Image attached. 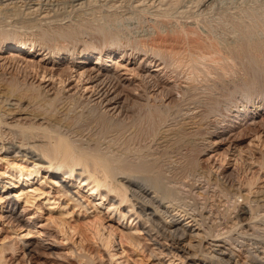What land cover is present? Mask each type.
I'll return each instance as SVG.
<instances>
[{
	"label": "bare ground",
	"instance_id": "6f19581e",
	"mask_svg": "<svg viewBox=\"0 0 264 264\" xmlns=\"http://www.w3.org/2000/svg\"><path fill=\"white\" fill-rule=\"evenodd\" d=\"M58 1L0 0V13L4 14L0 17V51L15 49L25 55L42 52V56L49 55L51 60L67 57L75 65L92 60L96 65L94 68L99 71L114 55L122 57L129 54V58L136 55L135 51L143 52L151 64L154 62L153 66L160 67L158 71L167 70L170 66H174L175 71L176 64L182 62L177 57L179 52L151 47L149 42L139 38L125 36L122 40L118 31L110 30L94 18L84 20L81 17L67 23L60 15L62 13L54 8ZM84 1L71 0L79 8ZM116 4L115 9L120 3ZM23 7H27L29 12L24 17L20 16L23 25H18L17 16ZM12 18L16 23L7 22L8 19L13 21ZM183 26L169 32L188 42L196 37L195 48L199 51H190L188 55L192 62L189 64L194 66L191 71L198 77L203 73L204 79L216 73L214 77L220 78L219 86L209 85L204 90V99H200L196 96L202 92L191 74L193 79L191 77L188 83L179 86L182 96L189 94L191 97H180L182 102L167 103L165 96L168 91L163 88L158 94L146 97V104L140 112L126 120L114 118L106 109L111 104L109 97L102 98L111 90L107 86L108 81L105 82L107 78L99 80L100 77L93 76L87 68L80 66L76 69V79L83 82L82 88L94 89L93 93L96 92L101 104L107 101L104 110V107L99 111V107L92 106L82 98V94L63 91L66 80L73 76L72 71L68 72L73 65H69L66 72L62 70L56 74L51 70L50 78L55 79L56 76L62 84L53 93L41 84H29L26 77L20 79L0 71V201L5 198L4 194L9 195L16 188L19 190L17 199L24 198L27 202L43 200L42 203L49 207V218L61 226L65 235L68 233V237L73 239L75 235L81 236L78 244L81 264H133L130 256L122 261L120 259L125 256L116 257L119 254L114 250L119 244L123 252L125 244L137 252L139 259L134 264H264V256L260 255L264 249L260 250V245L252 246L256 248L254 252L249 246L247 253L250 254H246L243 260L239 258V248L237 250L233 245V240L239 238L233 237V230L243 225L242 222L249 220L248 224L254 223L258 230L256 224L264 221V190H259L256 198L251 199L256 173L247 180L246 193L240 189L233 194L234 198L244 197L249 208L247 205L239 210L236 208V220H233L230 230L216 231V224L211 222L207 197H203L204 201L199 206L197 197L203 194L193 191L196 181L210 180L201 168V142L197 136L203 124L199 121L201 117L198 120L199 112H194L195 107L206 105L207 109L203 111L211 113L215 106L226 101L225 109L236 112L233 119L247 112L256 114L263 111L264 97L258 95H264V90L261 91L264 88V38L260 40L257 37L255 42L245 40L232 48L221 43L222 47L211 34L212 37L207 34L208 37H201L196 29ZM85 30L88 33L90 30L92 37L99 42L83 41L78 45L77 39ZM130 49L132 51L128 53ZM12 55V60L21 62V54L13 52ZM234 57L240 59L242 66H238L241 70L237 61L234 63L237 60ZM24 59V70H35L36 75L43 72L42 76L46 78V68L26 56ZM230 60H234L233 64ZM137 75H141L140 71ZM96 80L102 83L90 84ZM221 87L227 92H215ZM240 89L247 101H240L234 110L235 96ZM193 101H198V104L190 107V104H195ZM214 144L204 143V147ZM197 175L202 178H197ZM43 184L49 185L52 192L47 191ZM186 185L190 187L185 190ZM8 202L13 212L17 201ZM90 209L93 210L88 213ZM28 229L22 238L34 233L31 227ZM245 232L238 233V236L245 237ZM84 239H90L97 246L99 255L87 251ZM2 253L0 250V255ZM106 253L108 257L104 261Z\"/></svg>",
	"mask_w": 264,
	"mask_h": 264
},
{
	"label": "rangeland",
	"instance_id": "374dc122",
	"mask_svg": "<svg viewBox=\"0 0 264 264\" xmlns=\"http://www.w3.org/2000/svg\"><path fill=\"white\" fill-rule=\"evenodd\" d=\"M59 1L55 2L58 4L55 5L54 8L59 10V13H62L60 15L64 20H67V23L71 20H79L81 17L82 19L84 18V20L87 18H94L100 21V23L103 22L107 28L110 27V30L113 29L115 32L118 31L117 33L119 34L120 39L123 37L122 40L125 39V36H128L129 39L139 38L138 40L142 39V41L149 42L148 44L151 47L156 46L157 48L161 47L163 50L179 52L177 57L178 59L180 58L179 60L182 62L176 64L177 68L175 71L174 66L168 67L167 70L165 69L166 71H158L160 67L153 66L154 62L151 64L150 61L147 60V56H144L143 52L138 53V51H135L136 55L129 58V54L128 56L122 57H115L114 55L111 59H107L108 61L104 63L103 70L99 71L94 68L96 65L92 63V60L83 63V65H75V63H72V60L67 57L59 58L60 60H51L49 55L42 56V52L25 55L23 51H15V49L7 48L0 51V71H3V73H6L8 76L16 75L20 79L26 77V81L29 84H41L44 88L53 93L57 88L60 86L62 87V84L58 82L56 76L54 77L55 79L50 78L51 70L52 72H56V74L62 70H65L66 72V70L68 71L69 65H73L68 71L69 74L70 71H72L73 76L71 75L70 78L66 80L65 85L63 84V91L66 94H82V98L89 101L92 106H95L96 108L99 107V111L104 107V110L107 101H104L103 104H101L100 99H97L98 95L95 94L96 92L93 93L94 89L91 91L90 89L87 90L86 88H82L83 82H79L76 79L75 75L78 73L76 72V69H79L80 66L83 69L87 68L93 73V76L95 74L98 75L100 77L99 80L103 81L107 78L105 82L108 81L107 86L110 87L111 90L108 96L104 95L102 98L109 97V99H111V104L110 106L108 105L109 107L106 109L110 111V114L113 115L114 118H119V120H126L130 116L137 115L143 105L146 104V97H151L153 93L158 94L163 88L166 89V92L168 91L165 96L168 98L166 101L167 103L171 101L182 102L183 98L180 97H191V95L188 96L189 94H184L182 96V89L179 86L188 83L190 80L189 78L192 76L196 79V84L200 87L199 89L202 92V95L199 94L196 96L200 97V99L201 97L204 99L206 94L204 90H206L209 85L210 87L213 84H217L216 87L219 86L218 81H220V78L216 79V76L214 77L216 73L210 74L211 76H208L207 79H204V76L202 75L203 73H198L201 75H199V77H202L201 79L197 74H194V71H191L194 70V66L190 65L192 62L188 60L190 59L188 55L190 51H199V48H195L197 42L195 39L196 37L190 38L188 42V40L185 41L172 36L169 31L174 32L179 26L182 27L184 25L183 27L196 29L201 37H206L207 35L209 37L213 36L212 38L214 40L216 39V42L218 41L220 45L222 43L223 46L225 44V46H230L231 48L240 45L245 40L250 39V41L255 42L258 40L257 37L260 40L264 38V0H163L161 3V0H90L91 3H89L90 1L85 0V4L82 3V7L80 6V8L77 6L76 2H74V4L71 0ZM111 2L113 5L110 4ZM116 3H120V5L116 6L115 9L114 6L117 5ZM107 7L108 10L106 9ZM27 11V7L21 8L17 20L12 18L14 19L13 21L8 19L7 22L13 24L16 20L17 23L19 22L18 25H23V22L21 23L22 20L19 18L20 16H26ZM111 12L113 14H111ZM2 13L3 12L1 11L0 17L4 15ZM161 14H167V16L162 17L163 15ZM62 15L66 17H63ZM195 16L198 19L195 20ZM99 18H102V20ZM107 18L108 20H106ZM254 19L257 20V22ZM157 24H159L160 27ZM249 27H251V29ZM88 31L89 33L85 30L80 37L81 39H77L79 40L78 45L82 44L83 41L92 43L99 42L96 41L98 39L92 37L90 30ZM131 51L132 49H130L128 53ZM13 52L15 55L21 54L19 55L21 62H16V60L11 59ZM24 56H26L28 60L36 61L42 68H46L45 70H48L49 72L46 73V78L42 76L43 72H40V75H36L35 70H24L23 68L26 64V62L23 63V60H25ZM234 59L237 60H235V62L234 60H230L232 61L231 63L233 64V62L236 63L237 61V66L239 65L241 67L242 63L240 62V59L235 57ZM210 60L212 61V59ZM210 60H208V62ZM238 62H240V64ZM134 69H136V72H134ZM241 69L242 68H240V70ZM139 71L140 74L143 75L142 77L141 75H137V72ZM165 72L167 74H165ZM171 75L172 77H170ZM195 75H197L196 77L200 83L197 81ZM240 75H243V73ZM238 79L241 78L239 77ZM102 81L96 80L95 83L90 84L96 85V83L100 84L99 82L102 83ZM104 84L105 83L102 85ZM145 88H147V90H145ZM263 90L264 88H261V91ZM216 91H218V94H224L227 92V89L221 87L220 90L217 88L215 92ZM243 94L244 91L242 92V89L238 90L236 93L235 101L239 102V104L236 102V105H233L234 110H237L240 101H247L246 98H244L245 94ZM262 95L263 94L260 96L258 95V97H264V95ZM224 96L222 95L221 97L224 98ZM196 102H194L195 104L192 103L193 105L190 104V107H195V105L198 104V101ZM225 103L215 106L214 111L211 113L203 111L207 109L206 105L198 108L195 107L196 111L194 110L196 113L199 112L198 120L200 117L202 118H200L202 121L199 120L203 124L200 129L202 134L200 133V135H198L200 138L197 136V140L198 142H201L199 149L201 168L203 167L202 170L204 169V174L206 175L207 180L208 178L210 179V182L196 181L194 185L195 189L193 188V191H199L203 194L197 197V202H200L199 206H201L204 201L203 197H207L208 210L211 211L210 215L213 219L211 222L216 224V227H214L216 228V231L217 229L221 231L230 230L232 227L231 225H233V220H236L234 218L237 214L236 212L246 205L249 208V204H246V201L243 200L244 197H236L238 198L236 201L233 194L240 189L243 193L247 192L244 188L247 185V180L252 177L254 172L256 173V177L254 176L255 183L250 192L252 193L251 199L256 198L259 190H264V110L256 114L247 112L246 115L243 114L242 116L233 119L232 115L236 112L234 111L233 113L232 110H226L224 106ZM212 142H215V144L204 147ZM204 143L206 145H204ZM198 176L199 175L196 177H201V175L200 177ZM42 186H44L47 191L52 192L49 185L43 184ZM189 187L190 186L186 185L185 190L189 189ZM17 190L18 189L16 188L9 195L4 194L5 198L0 201V250L3 251L2 255H0V264H81L78 256L80 253L78 244L81 236L75 235L73 239L68 237V233L65 235L61 226L58 225V223L55 224L56 222L49 218V207L42 203L43 200L36 199V201L32 200V202H27L24 198L17 199V193L19 191ZM187 199L189 200L190 198ZM8 200L17 201L13 212L11 209V203L9 204ZM190 200L193 201V199ZM252 204H254V202ZM225 209L229 211L227 212ZM77 210L78 208H76V211ZM92 210L93 209H90L88 213ZM224 212L227 213L225 214ZM248 222L247 220L242 222L241 224L243 225L241 226L243 227L240 226L241 228H235L237 231L232 229L234 234L233 237H239L235 241L233 240V245H236L237 250L239 248L238 254L240 257L239 255L238 257L240 260L245 259L244 257L246 254H250L247 253L249 252L247 249L249 246H251L249 248L250 251L253 252L256 248H252V246L260 245V250L264 249V246H262L264 245V240H262L264 239V221H260L256 224L258 230L255 228L254 223L248 224ZM30 227L34 230V233L31 236L22 238ZM243 231L247 232L246 236H238V233ZM256 242L257 245H255ZM84 245L87 247V251L91 252L92 255H99L97 252V246L91 242L90 239H84ZM121 246L122 245L119 244L115 247L116 250L114 251H117L119 254L116 257L119 258L120 256H125L123 258L120 257V260L122 261L126 256H130L131 262H133V264L136 263V260L139 259L137 252L133 251L128 244L124 245L125 251L123 252L122 248H120ZM102 253L104 254V252ZM260 253L261 256H264V251L263 253ZM107 257L106 253L104 261L107 260Z\"/></svg>",
	"mask_w": 264,
	"mask_h": 264
}]
</instances>
